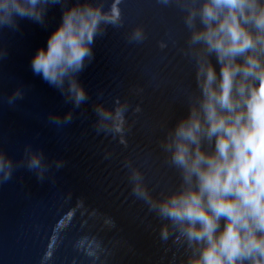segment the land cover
<instances>
[{
	"label": "water",
	"instance_id": "1",
	"mask_svg": "<svg viewBox=\"0 0 264 264\" xmlns=\"http://www.w3.org/2000/svg\"><path fill=\"white\" fill-rule=\"evenodd\" d=\"M75 2V0H69ZM108 10L116 0H92ZM119 20L102 25L77 79L78 107L31 70L61 19L49 8L43 25L19 21L0 30V151L16 167L0 182V264H187L191 250L133 193L140 183L162 200L181 182L165 144L198 95L189 30L179 0H119ZM142 33L137 40L134 33ZM17 87L23 99L5 98ZM126 107L122 133L98 130L97 106ZM72 113L70 123H54ZM25 147L42 152L44 171L27 168ZM59 165V166H58ZM94 237L96 256L79 246Z\"/></svg>",
	"mask_w": 264,
	"mask_h": 264
},
{
	"label": "clouds",
	"instance_id": "2",
	"mask_svg": "<svg viewBox=\"0 0 264 264\" xmlns=\"http://www.w3.org/2000/svg\"><path fill=\"white\" fill-rule=\"evenodd\" d=\"M179 3L198 88L164 146L181 182L157 201L137 174L133 193L168 222L161 227L163 240L172 234L171 225L191 250L187 264H264V0ZM118 4L105 10L92 0H0V30L18 31L24 19L43 25L49 8L60 6V22L32 56L31 70L78 107L87 94L77 76L93 58L102 25L118 22ZM6 55L0 48V60ZM23 96L17 87L5 101L14 106ZM125 111L119 101L113 109L97 106L98 130L122 133ZM51 119L70 123L72 113ZM24 152L27 168L42 174L43 153L31 147ZM15 167L0 151V182ZM79 246L95 257L99 244L84 236Z\"/></svg>",
	"mask_w": 264,
	"mask_h": 264
}]
</instances>
